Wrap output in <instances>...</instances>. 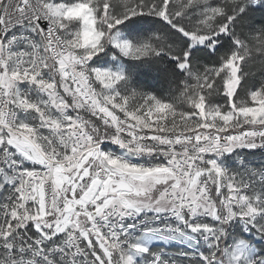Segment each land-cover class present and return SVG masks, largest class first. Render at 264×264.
I'll return each instance as SVG.
<instances>
[{"label":"snow or ice","instance_id":"obj_1","mask_svg":"<svg viewBox=\"0 0 264 264\" xmlns=\"http://www.w3.org/2000/svg\"><path fill=\"white\" fill-rule=\"evenodd\" d=\"M0 264H264V0H0Z\"/></svg>","mask_w":264,"mask_h":264}]
</instances>
